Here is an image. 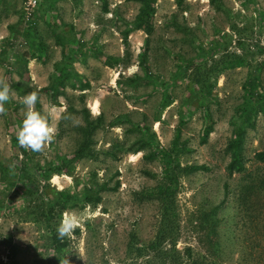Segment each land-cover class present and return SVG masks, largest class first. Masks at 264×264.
<instances>
[{
  "label": "rangeland",
  "instance_id": "obj_1",
  "mask_svg": "<svg viewBox=\"0 0 264 264\" xmlns=\"http://www.w3.org/2000/svg\"><path fill=\"white\" fill-rule=\"evenodd\" d=\"M37 1L26 19L24 0H0V79L13 90L0 114L5 167L22 160L14 157L11 141L24 118L22 97L36 91L35 109L47 115L54 104L42 88L61 70L71 76L49 117L54 140L40 152L26 149L41 168L36 180L7 183L0 175V264H166L168 251L190 264H264V163L254 157L264 151L261 112L246 129L244 171H226L244 82L257 76L264 93V0H156L147 48L136 19L138 0ZM144 53L147 70L139 63ZM199 62L208 72L207 111L200 106L201 80L191 76ZM166 95L171 103L162 109ZM86 112L101 116L92 137L96 157L77 161L71 174L51 175L48 183L80 192L94 177L108 190L97 205L62 212L75 215L78 226L61 238L66 247L56 254L47 231L29 217L39 203L24 200L22 188L29 182L39 190L42 170L72 156ZM206 116L213 130L202 144ZM175 139L182 166L207 170L179 178L173 231L160 239L159 204L144 193L162 175L158 151Z\"/></svg>",
  "mask_w": 264,
  "mask_h": 264
},
{
  "label": "trees",
  "instance_id": "obj_2",
  "mask_svg": "<svg viewBox=\"0 0 264 264\" xmlns=\"http://www.w3.org/2000/svg\"><path fill=\"white\" fill-rule=\"evenodd\" d=\"M138 1H140L141 5L136 19L146 34L144 45L147 48L149 36L152 33L153 28L152 17L155 13L156 0ZM215 1L217 0H210V3L213 4ZM44 2L48 3L49 0H45ZM31 21V23H35L34 20ZM32 58H34V56H32ZM139 63L145 70L148 69L145 53L141 56ZM241 63L242 62H240V60L236 61V65H240ZM260 65L264 66V61L261 62ZM192 69V79L199 77L201 80L200 87H203L201 94H203L204 102L200 103V106L207 111L209 101L206 99L210 96V90L207 88L208 84H206L204 76L208 75V72L205 68V64H201V62H199L198 65ZM75 75L79 77L77 73ZM70 76L71 74H69L68 71H65V69L63 71L61 70L60 74L55 76L53 81L47 87L42 88V91L50 92L55 106H59L57 98L58 96L64 94V86ZM243 89L245 93V100L242 103L240 114L237 117L238 121L234 122L232 138L227 144L230 159L226 166V171L229 176L234 173L244 171L242 150L246 129L254 126V116L258 112H261L264 115V93L260 88L258 77L255 75L249 76L243 84ZM169 103H171V98L169 95H166V98H164V101L161 103V108H165L169 105ZM84 120V124L77 126L80 134V140L72 156L58 157L55 163H50L45 170H42L41 177L44 184L39 190L33 192L30 186L31 183L29 182H25L22 188L24 191L22 193V196L25 198L24 200L29 201L30 205H32L33 201H35V203H39L37 206H32L29 217L34 222L42 225L47 231L52 248L56 254H61L66 247V241L58 238L56 234V226L60 222L62 212L67 208L74 207L76 205H97L101 201V192L108 190L106 183L99 184L94 177L89 178V181L83 186V189L80 192L71 191L67 188L60 190L56 188L51 189L50 184L48 183L51 175L62 172L71 174L77 161L83 158L96 157V152L92 148V137L95 130L100 125L101 116H97L93 119L86 112ZM212 127V118L210 116H206L201 129L200 143H206L209 133L213 130ZM11 141L13 151L15 153L14 157L17 159L18 155H22V160L16 163L13 168L5 167L3 163L0 162V175L2 176V179L7 183H15L27 178L30 181H35L36 175L40 173L41 168L33 165L37 163L31 161L28 156L29 152L25 148L21 147L22 149L20 150V145L17 142L16 136L12 137ZM180 151L181 148H179L176 144V139L173 140L172 146L169 149H162L158 151V155L163 163V172L157 185L146 190L144 193L145 198L155 199L159 204L160 235L158 238L160 239H165V237L173 231V223L176 216L175 195L179 178L198 171L207 170V167L203 164H189L182 166L179 162ZM254 157L257 161L264 163V151L257 152ZM246 187L250 189L255 188L251 184ZM29 198L37 199L33 200ZM132 247L138 251L143 249L136 248L135 244ZM164 261L166 264H190L189 262L181 259L175 251L166 252ZM49 264H63V262L54 259Z\"/></svg>",
  "mask_w": 264,
  "mask_h": 264
},
{
  "label": "clouds",
  "instance_id": "obj_3",
  "mask_svg": "<svg viewBox=\"0 0 264 264\" xmlns=\"http://www.w3.org/2000/svg\"><path fill=\"white\" fill-rule=\"evenodd\" d=\"M12 86L4 79H0V114L6 111V104L11 99ZM38 93L31 91L22 97L25 107L24 118L16 131L18 144L33 152H40L50 144L55 137L56 129L50 124L49 117L55 110V105L49 106L48 114L35 109ZM67 118V117H64ZM78 226L77 217L71 213L64 214L56 226L58 238H64Z\"/></svg>",
  "mask_w": 264,
  "mask_h": 264
},
{
  "label": "built area",
  "instance_id": "obj_4",
  "mask_svg": "<svg viewBox=\"0 0 264 264\" xmlns=\"http://www.w3.org/2000/svg\"><path fill=\"white\" fill-rule=\"evenodd\" d=\"M37 0H24L23 12L26 19L32 17L34 10L37 8Z\"/></svg>",
  "mask_w": 264,
  "mask_h": 264
},
{
  "label": "crops",
  "instance_id": "obj_5",
  "mask_svg": "<svg viewBox=\"0 0 264 264\" xmlns=\"http://www.w3.org/2000/svg\"><path fill=\"white\" fill-rule=\"evenodd\" d=\"M31 64H32V63H28L27 69H28V71H29V75L32 76L33 72L30 71ZM25 75H27L26 72H25Z\"/></svg>",
  "mask_w": 264,
  "mask_h": 264
},
{
  "label": "bare ground",
  "instance_id": "obj_6",
  "mask_svg": "<svg viewBox=\"0 0 264 264\" xmlns=\"http://www.w3.org/2000/svg\"><path fill=\"white\" fill-rule=\"evenodd\" d=\"M96 107H97V106H96V105H94L93 109L95 110V109H96Z\"/></svg>",
  "mask_w": 264,
  "mask_h": 264
}]
</instances>
